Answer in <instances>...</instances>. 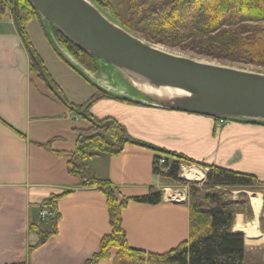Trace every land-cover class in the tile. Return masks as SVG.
I'll return each instance as SVG.
<instances>
[{"label": "crops", "instance_id": "1", "mask_svg": "<svg viewBox=\"0 0 264 264\" xmlns=\"http://www.w3.org/2000/svg\"><path fill=\"white\" fill-rule=\"evenodd\" d=\"M34 19L50 47L40 48L31 42L28 25L33 19L26 25L29 42L53 85L35 76L31 51L14 21L0 22V264H85L111 231L108 201L101 188L82 185L69 172L68 153L74 150L77 136L74 128H87L90 121L81 114L84 109L79 113L71 107L83 102L64 98L48 59L54 67L72 65L95 92L118 88L112 80L96 79L93 71L65 55L53 27L43 19ZM124 85L121 96L129 98L132 87ZM86 112L96 118L117 119L134 139L154 147L201 164L252 172L264 181V126L230 122L219 127L214 117L115 98H100ZM158 154L150 146L128 143L120 154L94 155L88 164L97 177L110 181L122 198L142 196L153 189L163 192L165 187L184 189L183 184L153 172ZM53 195H60L57 231L39 244L37 229H51L50 220H42L40 210ZM189 214L187 201L168 200L163 194L157 204L129 201L122 211V225L131 247L163 254L189 238ZM248 215L236 214L234 232L244 235L238 223L247 225L251 220ZM254 215L259 216L255 210ZM258 230L263 238L254 244L264 240L260 222ZM115 252L113 249L111 258L95 264H114Z\"/></svg>", "mask_w": 264, "mask_h": 264}, {"label": "trees", "instance_id": "2", "mask_svg": "<svg viewBox=\"0 0 264 264\" xmlns=\"http://www.w3.org/2000/svg\"><path fill=\"white\" fill-rule=\"evenodd\" d=\"M93 1L100 9L110 10L113 18L123 27L152 43L188 49L196 54L230 63L252 64L264 68V0H129L124 19L116 13L111 1ZM8 18L14 21L31 51L32 71L53 85L46 67L29 42L27 23L34 18L41 20L32 2L12 0L8 4L7 0H0V22ZM53 29L58 41L74 59L90 70L98 69L94 56L78 47L55 26ZM100 98L145 104L97 89L86 102L71 105L79 113L84 109L81 114L90 121V125L87 128H74L77 136L74 150L68 153L69 172L82 185L96 186L103 190L107 196L111 225L110 233L101 239L100 250L85 264H95L101 259L111 258L113 249L116 251L113 256L114 264H264L262 261L247 260L244 235L233 231L236 214L250 212L251 209L245 190L264 187V181L251 173L215 164H201L183 154L134 139L117 119L96 118L86 112L87 107ZM223 120L264 126V123L245 120ZM128 143L150 146L159 153L168 155L162 166L166 170L154 166L153 172L178 182H184L179 176L183 163H196L208 168L203 185L190 184L188 187L189 238L163 254L148 253L131 247L122 225V211L129 201L157 204L162 200V191L153 189L142 196L122 198L111 187L110 181L97 177L88 164V159L94 155L120 154ZM234 190H241L238 199L230 198ZM59 196L53 195L46 203L53 212L49 217L51 229H37L39 244L57 231L59 213L56 202Z\"/></svg>", "mask_w": 264, "mask_h": 264}, {"label": "water", "instance_id": "3", "mask_svg": "<svg viewBox=\"0 0 264 264\" xmlns=\"http://www.w3.org/2000/svg\"><path fill=\"white\" fill-rule=\"evenodd\" d=\"M41 18L128 78L143 103L264 123V72L168 51L135 35L93 0H30Z\"/></svg>", "mask_w": 264, "mask_h": 264}, {"label": "rangeland", "instance_id": "4", "mask_svg": "<svg viewBox=\"0 0 264 264\" xmlns=\"http://www.w3.org/2000/svg\"><path fill=\"white\" fill-rule=\"evenodd\" d=\"M109 1H111L113 3V5H114L113 8L116 11V13L121 18L124 19L126 17L129 0H109ZM104 12L108 16L112 17V19H114L110 10H105ZM28 30H29V34L31 35V42L33 43V45L37 44L38 46H40V48L50 47L49 44H47L48 41L45 40V35L43 34V32L41 31L39 26H37L36 19H33L29 23ZM135 35H137V34H135ZM137 36L141 37L140 35H137ZM154 44H157L160 47H162L168 51L187 55V56H191V57H194L196 59H201V60H205V61H212V62H216V63H222V64L232 65V66H236V67H240V68H247V69H251V70H257V71L264 72V68L258 67V66L252 65V64L230 63L227 61L217 60V59H213V58H210L207 56L196 54V53H194L188 49H183V48L175 47V46H168V45H164L161 43H154ZM58 45H59L60 50L63 51L65 53V55L72 56L65 48H61L60 44H58ZM97 62H98V64H101L102 69L100 68V66H98V69L96 71L91 69V71H93L95 74L94 75L95 78L97 79V78H103L104 77L105 78L104 80H106V79L112 80L114 83H116L118 90H115L114 92H111V93L117 94V95H123L124 94V93H122L123 86H126L124 84L125 83L128 84L130 80L128 78L124 77L119 71L114 70V68H112L111 66L104 64L103 62H100V61H97ZM48 64H49L48 68L50 71H52L54 80L59 85H61V88L63 91V96L67 100L71 101L72 99H74L76 102H86L95 93V89L92 86V84L90 82H88L83 76H81L80 74L75 72L76 70H73L72 65H68V64L64 63V64H60V66L54 67L53 62L50 61V59H48ZM99 68L101 69L100 71H99ZM35 76H37V74H35ZM128 97L130 99L137 100V101L142 100L140 98V96H138L135 92H130V96H128ZM217 123H218L217 125L219 127L226 125V123H222V122H217ZM189 167L195 168L196 171H199L198 169H200L199 167H197V165H196V167H193V166H189ZM183 173H184V175H186L185 172H183ZM249 173H252V172H249ZM204 178H206V174H205ZM200 179H202V178H200ZM200 179H198V180H200ZM204 181H205V179L203 181L199 182V184H202ZM176 182L177 181H175V183ZM169 191L176 192V190L174 188L170 189ZM237 191L238 190H234L232 192V194L230 195V198L238 199L240 197L239 194L241 191L240 192L238 191L239 193ZM245 191H246V193L248 192L247 198L249 200V207L251 208L250 212L245 211V212L249 213L248 217H250L251 220H249L247 225L242 226L245 228V230H243V232H244V240H245L246 257H247V260H249V261L255 260V261L264 262V244H263L264 240H263V242H261L262 244L261 243L260 244H258V243L254 244V243L248 241V238L246 235V230L251 229L252 225L254 224L253 222H255V220L257 218H258V220H257L258 229H259V222L261 223V228L264 229V187H257V188L248 189ZM253 193H258L262 197V208H261L260 213L258 214L259 215L258 217H256L254 215V210H253V205H252Z\"/></svg>", "mask_w": 264, "mask_h": 264}, {"label": "bare ground", "instance_id": "5", "mask_svg": "<svg viewBox=\"0 0 264 264\" xmlns=\"http://www.w3.org/2000/svg\"><path fill=\"white\" fill-rule=\"evenodd\" d=\"M184 172L187 175L185 176L191 179H200L203 178L204 176L201 171H196L195 168H185ZM252 205H253V209L255 210V214L258 215L262 208V197L260 194L255 193L252 195ZM253 223L254 224L252 225L251 229L246 230L248 241L252 243L256 241H260L263 238V235L259 232L257 228V224H258L257 219ZM238 226L240 227V229L245 230V228L242 227L243 225H241L240 223H238Z\"/></svg>", "mask_w": 264, "mask_h": 264}, {"label": "built area", "instance_id": "6", "mask_svg": "<svg viewBox=\"0 0 264 264\" xmlns=\"http://www.w3.org/2000/svg\"><path fill=\"white\" fill-rule=\"evenodd\" d=\"M11 1L12 0H7L8 4H11ZM165 163V158L164 157H159V158H156L155 160V164L156 166L160 167V169L164 170L162 168L163 164ZM185 168H190L188 166H182V174L181 176L183 178H187L183 172H184V169ZM188 179V178H187ZM196 182H199L200 180L198 179H195ZM166 191V194L167 196L170 198V199H174L176 201H181V200H184L185 198V193H181V192H171L169 191V189H165ZM50 213H49V210L45 207L43 208L41 211H40V216L42 217V219H44L46 216H48Z\"/></svg>", "mask_w": 264, "mask_h": 264}]
</instances>
